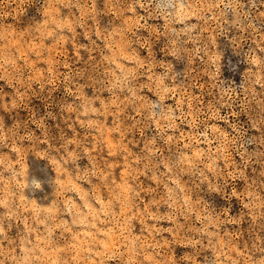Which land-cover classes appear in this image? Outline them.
<instances>
[{"label": "clouds", "instance_id": "9594fccd", "mask_svg": "<svg viewBox=\"0 0 264 264\" xmlns=\"http://www.w3.org/2000/svg\"><path fill=\"white\" fill-rule=\"evenodd\" d=\"M0 264H264V0H0Z\"/></svg>", "mask_w": 264, "mask_h": 264}]
</instances>
